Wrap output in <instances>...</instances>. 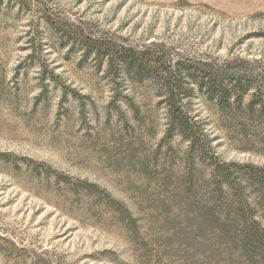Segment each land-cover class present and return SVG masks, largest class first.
Listing matches in <instances>:
<instances>
[{
	"label": "rangeland",
	"instance_id": "rangeland-1",
	"mask_svg": "<svg viewBox=\"0 0 264 264\" xmlns=\"http://www.w3.org/2000/svg\"><path fill=\"white\" fill-rule=\"evenodd\" d=\"M46 17L245 77L239 105L189 85L187 108L219 161L264 167V0H0V264H259L180 192L156 77L99 66Z\"/></svg>",
	"mask_w": 264,
	"mask_h": 264
},
{
	"label": "trees",
	"instance_id": "trees-1",
	"mask_svg": "<svg viewBox=\"0 0 264 264\" xmlns=\"http://www.w3.org/2000/svg\"><path fill=\"white\" fill-rule=\"evenodd\" d=\"M45 21L68 37L77 38L86 47L84 54L93 51L98 65L116 75L132 76L137 81L156 77L166 118L161 143L173 152L171 142L175 138L186 142L181 157L180 192L199 195L204 210L212 214L222 231L232 233L235 243L254 250L259 264H264V167L219 161L209 136L191 116L186 102L189 85H193L221 106H229L231 101L239 105L249 90V86L242 85L247 83L245 77L206 63L172 64L165 58L163 48L135 51L111 40L89 37L63 20L46 17ZM253 103L254 100L250 104ZM262 107L264 113V104Z\"/></svg>",
	"mask_w": 264,
	"mask_h": 264
}]
</instances>
